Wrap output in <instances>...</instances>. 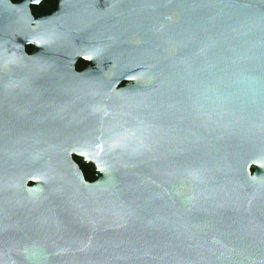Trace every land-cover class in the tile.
I'll return each instance as SVG.
<instances>
[{
	"label": "water",
	"instance_id": "obj_1",
	"mask_svg": "<svg viewBox=\"0 0 264 264\" xmlns=\"http://www.w3.org/2000/svg\"><path fill=\"white\" fill-rule=\"evenodd\" d=\"M41 1L0 0V264H264V0Z\"/></svg>",
	"mask_w": 264,
	"mask_h": 264
},
{
	"label": "flooded vegetation",
	"instance_id": "obj_2",
	"mask_svg": "<svg viewBox=\"0 0 264 264\" xmlns=\"http://www.w3.org/2000/svg\"><path fill=\"white\" fill-rule=\"evenodd\" d=\"M14 4H20L27 0H11ZM57 11V2L56 0H42L40 4L31 6V12L35 19H42L52 16ZM28 57L34 59L35 57V48L34 46L29 45L27 47ZM74 72L77 76V97L81 101L84 97L81 95V86L82 76L85 74H90L89 83L95 82V84L104 85L105 89L109 86L111 87L112 82V65L107 62L105 59L104 65L101 62L96 61L85 55H80L74 63ZM127 84L134 85V81H124L119 85V88L125 87ZM74 160L80 165L81 170L83 171L85 177L86 175L90 176L92 180L89 182L97 181V173L90 167L83 165L79 157H74ZM88 181V180H87Z\"/></svg>",
	"mask_w": 264,
	"mask_h": 264
},
{
	"label": "trees",
	"instance_id": "obj_3",
	"mask_svg": "<svg viewBox=\"0 0 264 264\" xmlns=\"http://www.w3.org/2000/svg\"><path fill=\"white\" fill-rule=\"evenodd\" d=\"M86 179H87L88 181L92 180V178H91L90 176H88V175H86Z\"/></svg>",
	"mask_w": 264,
	"mask_h": 264
}]
</instances>
